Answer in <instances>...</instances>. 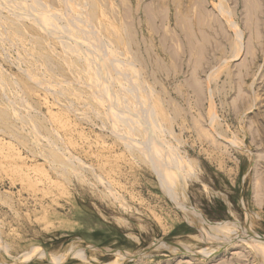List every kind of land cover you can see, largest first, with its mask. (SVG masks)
Segmentation results:
<instances>
[{
	"label": "rangeland",
	"instance_id": "obj_1",
	"mask_svg": "<svg viewBox=\"0 0 264 264\" xmlns=\"http://www.w3.org/2000/svg\"><path fill=\"white\" fill-rule=\"evenodd\" d=\"M261 244L264 0H0V264Z\"/></svg>",
	"mask_w": 264,
	"mask_h": 264
},
{
	"label": "bare ground",
	"instance_id": "obj_2",
	"mask_svg": "<svg viewBox=\"0 0 264 264\" xmlns=\"http://www.w3.org/2000/svg\"><path fill=\"white\" fill-rule=\"evenodd\" d=\"M17 1V0H16ZM20 4V3H19ZM87 14V13H86ZM47 18V17H46ZM48 20V19H47ZM106 67V66H105ZM107 69V68H106ZM111 80V79H110ZM141 100H142V97H141ZM132 118V117H131ZM124 121V120H123ZM152 121V120H151ZM149 129V128H148ZM153 137V136H152ZM155 141V140H154ZM155 144V143H154ZM153 144V145H154ZM157 145H158V143H157ZM154 146V149H155V151L154 152H156V150L159 152V155L156 153V155L157 156H159V158L158 157H156V158H158V164H159V166H161V167H163V169L164 170H166V172H165V174L167 175L169 172H167V167L166 168H164L165 167V165L164 164H166L165 162V160H167L168 158H170L169 156H168V152H166V149H165V151L163 152L162 150H163V147H161L160 145H158V146ZM152 149H153V147H152ZM152 151V150H151ZM146 153V152H145ZM152 153V152H151ZM153 155V154H152ZM154 157V158H155ZM153 158V157H152ZM155 158V159H156ZM172 158H174L173 156H172ZM175 160V159H174ZM165 161V162H164ZM179 161V160H178ZM156 163H157V160H156ZM156 168H158V166H156ZM159 169V168H158ZM163 169L161 170V171H159L160 173L163 171ZM170 170H171V167H170ZM173 171H174V169H172ZM172 171V172H173ZM164 173V172H163ZM174 174H176V172H174L173 173V176H174ZM169 176V175H168ZM171 176V175H170ZM169 176V177H170ZM177 176V175H176ZM161 177H163V175L161 174ZM167 177V176H166ZM165 178H163V180H164ZM176 179V178H175ZM168 180V179H167ZM166 180V181H167ZM178 180V179H177ZM178 182V181H177ZM169 184H170V182H169ZM177 185H178V183H177ZM178 187V186H177ZM173 189V188H172ZM171 188L169 189L170 191H171V193H173V195H174V193H176V192H173L174 190H172ZM176 196H178L177 194H176ZM181 202V201H180ZM183 208V207H182ZM184 209V208H183ZM185 211V210H184ZM237 239V238H236ZM252 240V239H251ZM256 240V239H255ZM249 242V241H248ZM255 242V241H254ZM251 244V243H250ZM256 244V243H255ZM252 245V244H251ZM261 245H263L264 246V244H261Z\"/></svg>",
	"mask_w": 264,
	"mask_h": 264
}]
</instances>
